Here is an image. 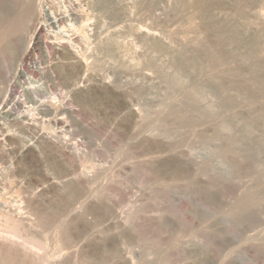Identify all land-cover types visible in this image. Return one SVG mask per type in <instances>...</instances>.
I'll use <instances>...</instances> for the list:
<instances>
[{"label":"rangeland","instance_id":"rangeland-1","mask_svg":"<svg viewBox=\"0 0 264 264\" xmlns=\"http://www.w3.org/2000/svg\"><path fill=\"white\" fill-rule=\"evenodd\" d=\"M143 1L145 0H46V2H42L38 12L41 15L38 14L39 20L36 19L35 23L41 28L39 38L40 45H42L40 46L38 44L35 48L33 46V52L29 56L24 59H19V62L17 60L15 64L13 63L16 65V68L11 63H9L10 66L8 68L9 64L7 63V67L4 68L5 71L1 70L3 73L0 75V78L3 76L4 79L3 77L0 79L1 82H3L0 85V124L3 126L0 128V152H3H1L2 154L0 153V208L3 206L0 211H5V213L9 212L8 214L12 216L13 214L16 216L18 215V219L15 218L16 216H14V219L19 220L20 223L22 222V234L24 233L23 235H26L32 240H37L35 242L40 241L41 243L39 242V245L42 243L45 245V247L42 246L43 249L41 250L43 251L40 249L36 250L37 252L40 250L37 253L38 257L35 256V251H33V256H31L32 252L31 255L28 253V255H30L29 257H33L32 259H34L32 260V264L36 262V264H200V260L203 259L200 257L201 255H198L197 251L201 252V250L202 252L204 250L203 253L206 254L204 255V258L206 257L205 264H207L209 260H212L209 261L210 264H234L233 262L236 264H264V253H262L264 252V234L262 235L261 233L264 232V117L261 115L264 113V103L262 102L264 100V0H245L250 3H245L244 0H228V3L226 0V9L224 7H216L212 10V13H215V15L209 13L212 15L211 18L216 19V21L217 19H219L218 21H222L221 19H225L227 16L225 13H230L228 6L234 4L242 7L240 8L243 9V12H245L248 16L247 18L253 24L251 27L249 25L246 27L244 22L237 21L235 23L236 27L234 28L235 33L237 32L238 36L236 37L239 41L236 39V42H230L231 45H229V51H231L233 55V61L231 60L229 64L218 63L220 65H218L217 68L214 69L212 67V69L206 70V72H203L199 76H195L187 68H183V70H181V68L178 69L177 65V52H180L186 44L188 48L186 46L185 48H187L189 52L185 48H183V50L185 49L188 53L186 56L190 57V55L193 54V48H191L194 44L193 41H196L197 37L202 38L204 36V32L201 28V20L198 17L196 8L191 5V7L187 8L189 11L185 10L184 13L183 11L180 12V8H178L179 5H181L180 2L184 0H148V3L152 1L149 4L146 0L145 3L146 5L148 4L149 8L145 6ZM253 1L255 3H253ZM150 6H152L151 9ZM143 7L149 11L145 10ZM118 11L121 14H119ZM123 13L125 14L123 15ZM178 13H182L181 17ZM76 17H79L80 20ZM174 19H176V21ZM254 23L256 24L254 25ZM140 28L142 31L144 30L143 33L145 37L141 35L134 36L135 32L137 33ZM146 31L152 33L147 32V34ZM255 31L261 35L259 48H261L260 50L263 52L261 57L257 58L256 56L255 59H258V61L254 59L255 56H251V54L254 53L251 48L253 40L250 38H253L252 36L256 34L258 35ZM149 34L153 35L150 36ZM79 36L80 38L75 40L76 37ZM112 36L115 37L112 38ZM148 38L161 41V43H159L161 47L163 46V48H160L161 53L158 52L160 49L157 50V48L149 44V42L153 40H149ZM114 39H116V42ZM111 40L113 41L111 42ZM144 40H146L145 43L147 44L144 43ZM205 40H207V38H205ZM255 40L254 38V41ZM109 41L111 44H108ZM250 41L252 42L250 43ZM32 42L33 40L29 41V46L33 45L30 44ZM207 42L208 45H212L210 39H208ZM248 42L251 44L250 46ZM60 44L62 46H60ZM122 44H125V47H123ZM63 45H65L64 47L66 48H73V53L80 54L79 56L83 58L84 62L87 59V71H89L93 65L101 61V65L98 64L95 65L96 67H93V71L95 68H98L94 71L95 73L89 71V73H91L90 78L93 76L95 81H104L106 79V82L112 83H110L111 87L114 85L112 88L118 85L115 88L117 90L118 87H121L122 89H119V91H122V93L120 92L122 96H120V99H123V102L127 101V105H131L130 107H133L139 113V120L134 118L133 120L135 122L132 120L134 123L133 125L131 122L129 123L130 120L127 119L126 122L123 120L128 114L124 112L125 108L123 106H125L124 104L126 103L123 104L122 101H120L118 107L121 106L119 110L121 114L124 112L123 114L126 116L123 114L119 116V114H117L120 113L118 107H115L116 109L113 107V109L106 106L105 108L104 105L103 108L105 112L101 110L103 108H100L98 110L99 113L97 110L94 111L90 109V106L88 109L87 103L85 104V102L78 98L79 94L75 92V89L77 90L75 84L77 87L79 86L78 88H82L90 84L93 78L90 80L87 79L88 83L86 84L85 78H87L86 76L88 73L86 69V72L83 69V71L87 73L86 75L84 72L82 73L81 70L80 74L78 70L77 73L81 75V77L79 75L73 76V79H75L71 83V80L68 82L64 80L61 71L67 70L66 64L69 66L72 60L67 56H63V54L57 50L58 47H63ZM121 45L125 48L124 50L126 52L130 53V55H128L129 57L134 53L133 57H126V53L123 51V54L119 49ZM260 45L262 46L260 47ZM126 46L128 47L127 50ZM105 47H107L108 50H105ZM173 47H178L177 49L175 48L177 50V52H175V55L177 54V61H175L173 57L175 56ZM131 48L134 50H131ZM129 49L130 51H128ZM115 50H119L120 52H118L120 54L122 53V55L119 56V53ZM168 50H170V52H168ZM185 50L183 51L184 54L186 53ZM107 51H110V54H108L109 52ZM249 52H251L250 55L248 54ZM168 53L171 58L168 56ZM107 55H111V58L113 56L114 59H111L110 56ZM123 55H125L124 58L127 60L130 59L128 60L130 63H135L130 64L127 60L124 61ZM118 56L120 57L122 65ZM245 58L247 59L246 61ZM171 59L174 61L171 62ZM136 62H140L141 64L139 63L137 65ZM250 63L253 64H251L252 67L249 66ZM118 64L120 65L118 66ZM130 65L136 68L135 71H133L134 68ZM216 65L214 67H216ZM226 65H229L232 69L230 74V76L232 75L231 77H228L230 68ZM247 65L252 69L254 68V74L258 71L255 75L259 78L261 76V78L258 79V77L252 74L251 70H247L250 68H246L245 71ZM100 66L101 68H99ZM224 66L226 67L225 69ZM12 67L13 70L11 71ZM222 69L224 72L229 71V73H224L227 76H222ZM7 70L9 74H7ZM185 71L188 73L186 74ZM217 71L221 74V80L219 79ZM232 71H234V78L235 74H238V79H236L237 76L235 79L237 81H242H238L240 86L246 85L244 86L245 89H248L249 86L251 88L252 86L253 89L249 88V90H255L256 92L254 93L258 94H254L252 98L246 94L244 87H240L239 89L241 90H239L237 88L239 86L237 81L233 84V80L230 79L233 78ZM93 73L96 76H94ZM247 73L252 75L251 77L255 76V79L252 78L254 81H256V78L259 80L256 81L257 85L254 84L255 82L252 79V82H248L250 81L248 79L251 77H248ZM224 78L225 80L227 79L226 81L231 80V83L229 81L224 82ZM2 80H5V84ZM94 80L91 85H87L89 89L90 87L93 88L96 84ZM243 80L244 83L248 84H242ZM246 80L247 82H245ZM99 81H97V83ZM174 81L177 82L176 88L174 87L175 85H171L172 82L175 84ZM219 83H221V91L219 90L220 88L217 87ZM222 83L228 85L230 83V85L233 86L237 84V86L234 88L227 85V87L225 86L226 84L224 85ZM134 84L136 86H134ZM198 85L200 88L198 87L199 89L197 91ZM222 85L225 86V89ZM87 86L85 89H88ZM247 86L248 88H246ZM194 89H196V91H194ZM192 91L196 94L194 95L197 103H195L196 109L193 110V112L186 113L184 110L186 109L187 103L184 101L186 96L184 93H191ZM182 94L185 95L184 98ZM224 94L234 99V104L231 107L225 104ZM258 96L259 98L261 97L260 99L262 101ZM125 97L128 98L126 99ZM227 97H225V99ZM121 103L123 105H120ZM257 103L260 104L258 105ZM175 105L180 112L184 111L182 114L186 113L184 114L185 117L189 116L185 118L183 115L182 117L184 118L181 117L182 120L173 117L174 120L170 115V117L167 115L165 116L164 114L167 113L164 112H170L174 108L177 110ZM234 105L236 106L233 107ZM260 105H263V107ZM160 107H162V110ZM166 107L171 108L170 111H168ZM257 108H259L261 112L257 110ZM5 109L8 110V112H6ZM164 109L166 111H164ZM253 109L258 115L252 116L255 114L252 112ZM100 111H103L102 113H105L104 115H106L108 119L112 117L113 122L116 120L115 123L117 124L114 125L115 123L109 119L112 122L110 123ZM239 111H241V114ZM93 112H97L98 116ZM203 112L212 113L213 115L209 113L211 119L208 117L207 119L204 118V120L200 116ZM243 112H246V114ZM259 113L261 114L259 115ZM247 114H249V116ZM115 115L119 118L122 117L119 124ZM162 115L163 118L165 117L164 120L166 122L168 121V123H166L167 127L170 129L171 126V132L169 129L163 127ZM199 116L201 117L200 119L198 118ZM257 117H260L259 120H256L258 119ZM166 118L169 120H166ZM251 118H254V121L251 120ZM183 119L186 121V125ZM196 119L197 121H195ZM127 121L130 125H128ZM123 123H125L126 126H123ZM257 123H261V125L259 126ZM140 126L142 127V132H139L141 130ZM143 127L145 129H143ZM178 127L180 129H178ZM182 127H185L184 130ZM134 133L135 135H133ZM136 136H139L137 140H133L134 138L136 139ZM142 137L145 139L147 137V141H144L145 139H142ZM134 142L135 144H132ZM144 144L148 147H144ZM20 145H29L33 147V149L37 151V154L28 156L27 160L24 158L26 162H20L21 158L19 160V155L16 153L17 151H15L16 147H18L17 150H19L21 147ZM172 145L176 146L173 148ZM228 147L231 149L229 150ZM4 150L8 151V153L6 152V154ZM234 150L235 152H232ZM14 151L16 154H14ZM229 152L232 154L230 155ZM180 155L181 157H179ZM153 156L156 159H154ZM151 160L153 162L156 160L154 162L156 164L160 162L162 166L165 165L164 169L167 171L163 174L167 173V175H169L168 178H166V174L164 176L163 174L161 176L158 175L159 173L156 172ZM236 160L240 161L241 164L233 167ZM181 162L187 163L186 168L179 171L177 170V173H174L177 167L175 164L179 165ZM204 166H206V170H208V168L210 170H215H213V172L211 171V173L205 172ZM210 166L213 168L211 169ZM221 170L228 172V177H230L229 181L226 182L228 185H215ZM5 175L8 177L7 179H5ZM254 175L257 176L254 177ZM198 179L208 182L205 184L209 185V187L214 186L217 189L218 185L220 186L217 190H214L215 188L212 189L216 197V204L212 203L211 205L210 203L209 205V203L205 202L197 193L192 183ZM67 181L71 182L76 190L78 189L74 198L75 200L73 199L70 203L64 196ZM90 188L92 190H90ZM247 188L250 190L252 189V192L259 191L260 189L263 200L260 206L258 205L254 211V213L258 212L253 218L256 219L251 222L242 223L241 225H243L245 229L243 228L244 230H242V226L240 225L239 229L241 230H239L238 227L235 228V226H237L235 224L236 220L229 217L230 215L225 214V212L230 213V205L233 204V209L239 199L246 195L242 192L247 191V194L251 192ZM254 188H258V190ZM237 191H240L243 195L241 193L239 194ZM61 199H63V201L65 199L66 203L65 201L64 203L63 201H59ZM60 202L62 204H60ZM3 203L4 205H1ZM60 205L65 209V213V206H67L68 209L71 207V209L74 210L72 211L70 209V212V210L67 209L68 213L65 214L66 216H59V219L58 215L54 214V211L59 208ZM218 205L220 206L218 207ZM10 209L12 210L10 211ZM104 210H107V213ZM41 212H44L43 214L46 215V217L41 215ZM80 212L83 215H81ZM204 212L209 215L210 219L209 217H205L207 215ZM73 213L74 215L77 213L76 215H78L79 218L84 216L82 218L85 223L83 224L84 227H81V229L83 228L82 230L80 228L77 230L73 228L79 223L78 218H76L77 216H74ZM200 213H203L204 217H202L203 214L201 216ZM39 215L40 217L44 216L45 218H42L44 220L52 217L49 221H51V224L53 223L54 225L55 223L56 225L46 226L44 229L47 232L43 231L44 229H39L36 226V224H39ZM47 215L50 217H47ZM68 215L71 219L67 218ZM72 217H74V219H72ZM232 217L234 218L235 216ZM20 218H24V220ZM162 218L170 219L171 222L168 221L169 226L162 222L164 220ZM215 219L217 222L223 219L224 221H222L224 223L221 222L225 226L222 227L221 222L217 223L213 221ZM70 220L73 222L71 223ZM91 221L94 228L99 226L102 230H99V227H97L94 231V228L90 225ZM117 221L118 223H116ZM172 221L176 222V224ZM209 221L211 225L215 224V226L211 227ZM211 221H213V223ZM87 223L89 225H87ZM219 223L221 224L220 226H218ZM89 226H91L93 231H90L91 228H89ZM1 228L2 227H0V229ZM208 228L211 231L208 230ZM233 228L236 232L233 231ZM249 228L251 230H249ZM260 229L263 230L261 231ZM56 230H58V233L59 231H62V233L67 231L68 238L70 237L69 235H71L73 239L70 238L71 245H68L69 243L65 244V240H61L62 238H60L63 235L57 236L58 233ZM69 230L72 231L69 232ZM259 230L262 235L261 238H258L261 236ZM101 231L103 232L101 233ZM55 232L57 234H54ZM217 232H221V234L219 233L221 236H227L223 238L219 235L220 238L219 236L216 238L217 236H215L214 233L217 234ZM256 233L260 236H257ZM101 234L104 235L102 236ZM254 236L257 237L255 238ZM76 237H78L77 240ZM103 237L104 240H102ZM236 237L238 238L236 239ZM8 243L9 241H5L3 238L0 239V264H12L11 262H14V260L19 263L17 259H20V262L28 260H26V257L22 259V257L20 258L16 255H13V257L10 256L12 253L7 250L9 249L10 251L11 246ZM221 243L223 244L220 245ZM195 251L196 254L193 253ZM2 258H5V260ZM13 258L14 260L12 261ZM109 258V262H106ZM197 258L201 259L198 260ZM207 258L209 259L207 260ZM2 260L5 262H2ZM28 261L31 260L29 259ZM14 263L17 264V262ZM28 263L29 262L26 264ZM29 264H31V262Z\"/></svg>","mask_w":264,"mask_h":264},{"label":"bare ground","instance_id":"bare-ground-1","mask_svg":"<svg viewBox=\"0 0 264 264\" xmlns=\"http://www.w3.org/2000/svg\"><path fill=\"white\" fill-rule=\"evenodd\" d=\"M46 2V0H0V75L3 73V72H1V70L2 71H5V69L4 68H6L7 67V63L9 64V63H11L12 65H14L15 64V62L18 60V62H19V59H24V58H26L27 56H29L33 51V46H34V48H35V46L36 45H40V32H41V28L40 27H38L35 23H36V19L37 20H39V16H38V12H39V8H40V6H41V4H42V2ZM181 1V0H180ZM191 1H193V2H191ZM228 1V0H227ZM227 1L226 0H184L183 2L181 1L180 3H181V5H179V7L178 8H180V12L181 11H185V10H188L187 8L188 7H191V5L192 6H194L195 8H196V12H197V14H198V17L200 18V20H201V28H202V30H203V34H204V36L202 37V38H198L197 37V39H196V41L194 40L193 42H194V44L192 45L193 47H191V48H193L192 50H193V54L192 55H190V57H187L186 55H188V53H187V51H188V47H187V45L185 44V46L187 47V48H185V46L183 47V48H185L184 50L186 51V53L184 54L183 53V48H182V50H180V48H179V50H180V52H177V48L175 49L174 47V55H175V52H177L178 53V59H177V54L175 55V56H173L174 57V59H175V61H177V65H178V69L179 68H181V70H183V68H187V69H189L195 76H199L200 74H202L203 72H206V70H209V69H212V67L215 69V68H217V66L218 65H220L221 63H223V64H229V62L233 59V55H232V53H231V51H229V45H231V43L230 42H236L238 39H237V37L236 36H238L237 35V32L235 33V28L234 27H236V25H235V23L237 22V21H242V22H244L245 23V25H246V27H247V25H249L250 27L252 26V24L253 23H251L250 22V20L247 18L248 16L245 14V12H243V9H241L239 6H237V5H231V6H228V8H229V10H230V13L229 14H227V13H225L226 15V18L225 19H221L222 21H218L219 19H217V21H216V19H214V18H211L212 17V15H215V13H212V10L214 9V8H216V7H219V8H221V7H224L225 9H226V5L225 4H227ZM233 1V0H232ZM245 1V0H244ZM247 1V0H246ZM245 1V3H250L249 1L248 2H246ZM257 1V0H256ZM56 2V1H55ZM146 2V0L145 1H143V3H145ZM152 1H149V3H151ZM121 3V2H120ZM147 3H148V0H147ZM148 3V4H149ZM179 3V2H178ZM228 3H229V1H228ZM253 3H255L254 1H253ZM128 4V3H127ZM148 4L146 5V3H145V6H147L148 8H149V6H148ZM230 4H232V3H230ZM142 5V4H141ZM245 5H247V4H245ZM244 5V6H245ZM249 5H251V4H249ZM121 6V5H120ZM176 6V5H175ZM141 7V6H140ZM151 7L152 6H150V9H151ZM145 10H148V9H146L145 7H143ZM174 8V7H173ZM42 9V8H41ZM119 9V8H118ZM117 9V10H118ZM121 9V8H120ZM125 9V8H124ZM139 9V8H138ZM153 9V8H152ZM116 10V11H117ZM175 10V9H174ZM178 10V9H177ZM149 11V10H148ZM148 11H147V13H148ZM189 11V10H188ZM119 12V11H118ZM123 12V11H122ZM177 12H179V11H177ZM248 12V11H247ZM116 13V12H115ZM146 13V12H145ZM185 13V12H184ZM187 13V12H186ZM209 13H212V15L211 14H209ZM117 14V13H116ZM115 14V15H116ZM119 14H121L120 12H119ZM125 13H123V15H124ZM179 14V13H178ZM177 14V15H178ZM218 14V13H217ZM252 14V13H251ZM39 15H41V14H39ZM181 15H182V13L181 14H179V16L181 17ZM185 15V14H184ZM188 15V14H187ZM211 15V16H210ZM219 15V14H218ZM254 15V14H253ZM253 15H252V17H253ZM79 16V15H78ZM80 16H81V14H80ZM79 16V17H80ZM178 16V17H179ZM189 16V15H188ZM251 16V15H250ZM79 17H76V18H78L79 19ZM116 17H117V15H116ZM183 17V16H182ZM81 18V17H80ZM83 18V17H82ZM123 18V17H122ZM156 18V17H155ZM163 18V17H162ZM161 19V18H160ZM160 19H158V20H160ZM179 19V18H178ZM181 19V18H180ZM183 19V18H182ZM190 19V18H189ZM263 19V18H262ZM80 20V19H79ZM157 20V21H158ZM175 21H176V19H174ZM122 21H124V20H122ZM253 22H255V21H253ZM41 23V22H40ZM82 23V22H81ZM156 23V22H155ZM184 23V22H183ZM182 23V24H183ZM34 24V25H33ZM130 24V23H129ZM174 24V23H173ZM256 23H254V25H255ZM46 25V24H45ZM152 25V24H151ZM172 25V24H171ZM257 25H258V23H257ZM149 26V25H148ZM155 26V25H154ZM156 26H158V25H156ZM170 26V25H169ZM173 26V25H172ZM171 26V27H172ZM182 26V25H181ZM125 27V26H124ZM249 27V28H250ZM129 28V27H128ZM127 28V29H128ZM170 28V27H169ZM258 28V27H257ZM84 29V28H83ZM130 29V28H129ZM134 29V28H133ZM136 29V28H135ZM181 29V28H180ZM140 30H141V28H140ZM138 30V32L136 33L135 32V34H134V36L135 35H141L142 37H145L144 36V33H143V31L141 30ZM186 30V29H185ZM240 30V29H239ZM243 30V29H242ZM253 30V29H252ZM255 30V29H254ZM136 31V30H135ZM80 32V31H79ZM116 32V31H115ZM148 31H146V33H147ZM241 32V31H240ZM255 32H257V31H255ZM148 33H152V32H148ZM147 33V34H148ZM176 33V32H175ZM258 33V32H257ZM143 34V35H142ZM147 34H146V36H147ZM263 34V33H262ZM128 35V34H127ZM150 35V34H149ZM153 35V34H152ZM152 35H150V36H152ZM173 35H174V33H173ZM179 35V34H178ZM76 36V35H75ZM196 36V35H195ZM48 37V36H47ZM115 36H112V38H114ZM171 37H172V35H171ZM253 38H250V39H252L253 40V42H255V43H253L252 41H250V43L252 44V46H251V48H252V51H253V53L254 54H256V55H254V54H251V56L253 55V57H254V59L256 58V56H257V58L258 57H261L262 55V51L260 50L261 48H259V42H261L260 40H261V35L258 33V35L256 34V35H254V36H252ZM77 38H80V36L79 37H76V39L75 40H77ZM85 38V37H84ZM83 38V39H84ZM157 38V37H156ZM164 38H167V37H164ZM195 38V37H194ZM205 38H207V40L208 39H210V42H212V45L210 46V44L208 45V42H207V40H205ZM248 38V37H247ZM246 38V39H247ZM254 38L256 39L255 41H254ZM47 39V38H46ZM111 39V38H110ZM123 39V38H122ZM146 39V38H145ZM149 39V38H148ZM154 38H150L149 40H153ZM237 39V40H236ZM240 39V38H239ZM31 40H33V42L32 43H30V44H33L32 46H29V41H31ZM74 40V39H73ZM79 40V39H78ZM82 40V39H81ZM86 40V39H85ZM109 40V39H108ZM115 40V42H116V39H114ZM118 40V39H117ZM147 40V39H146ZM146 40H144V43H145V41ZM188 40V39H187ZM249 40V39H248ZM60 41V40H59ZM80 41V40H79ZM113 40H111V42H112ZM123 41V40H122ZM157 41V42H156ZM153 40V41H150L149 42V44L152 46V47H154V48H157V50L158 49H160V48H163V46L161 47V44H159V43H161V41L159 42L158 40ZM165 41V40H164ZM170 41V40H169ZM173 41V40H172ZM176 41V40H175ZM239 41V40H238ZM245 41V40H244ZM110 42V41H109ZM108 42V44H111V42L109 43ZM129 42V41H128ZM127 42V43H128ZM189 42V41H188ZM207 42V43H206ZM77 43V42H76ZM75 43V44H76ZM119 43H120V40H119ZM131 43V42H130ZM143 43V44H144ZM171 43V42H170ZM191 43H192V41H191ZM238 43V42H237ZM247 43V42H246ZM66 44V43H65ZM73 44V43H72ZM129 44V43H128ZM132 44V43H131ZM145 44H147V43H145ZM167 44V43H166ZM169 44V43H168ZM172 44V43H171ZM190 44V43H189ZM251 44H249V42H248V45L250 46ZM42 45V44H41ZM40 45V46H41ZM123 45V44H122ZM122 45H121V47H122ZM125 45V44H124ZM123 45V47H125ZM163 45H164V43H163ZM234 45V44H233ZM56 46H58V45H56ZM60 46H62L61 44H60ZM65 45H63V47H58V49L57 50H59L62 54H63V56H67L70 60H72L71 62H70V64H69V66L66 64V66H67V70H64V71H61V73H62V75H63V78H64V80L65 81H69V80H71L70 81V83L72 82V81H74V79H73V76L75 77V75H79L78 73H77V71L79 70H81L82 71V73L85 71V69H86V71L88 70L86 67L88 66H86V61H87V59H86V61L84 62V60H83V58H81V56H79L78 55V53L77 54H75V53H73V51H72V49L73 48H66V47H64ZM75 46V45H74ZM104 46V45H103ZM102 46V47H103ZM113 46V45H112ZM130 46V45H129ZM132 46V45H131ZM176 46V45H175ZM190 46V45H189ZM262 45H260V47H261ZM71 47V46H70ZM101 47V48H102ZM117 47V46H116ZM116 47H114V48H116ZM119 48V47H117V48H119L121 51H122V53L124 54V52L126 53V57L128 56V55H130V53H128V52H126L124 49L125 48H123V50H122V48ZM264 47V46H263ZM262 47V48H263ZM56 48V47H55ZM75 48V47H74ZM116 48V49H117ZM127 46H126V50H127ZM133 48V47H132ZM131 48V50H134V49H132ZM136 48V47H135ZM190 48V47H189ZM248 48H250V47H248ZM107 49V47H105V50ZM167 49V48H166ZM166 49H164V50H166ZM108 50V49H107ZM110 50V49H109ZM190 50V49H189ZM251 50V49H250ZM263 50V49H262ZM115 51H117V50H115ZM119 51V50H118ZM117 51V52H118ZM124 51V52H123ZM128 51H130V49L128 50ZM155 51V50H154ZM161 51V49L158 51L159 53H161L160 52ZM172 51V50H171ZM182 51V52H181ZM191 51V50H190ZM79 52V51H78ZM107 52H109L108 54H110V51H107ZM111 52H113V51H111ZM120 52V51H119ZM118 52V53H119ZM135 52V51H134ZM157 52V51H156ZM168 52H170V50H168ZM189 52V51H188ZM192 52V51H191ZM232 52H234V51H232ZM59 53V52H58ZM79 53H81V52H79ZM115 53V52H114ZM122 53L120 54H118L119 56L120 55H122ZM128 53V54H127ZM132 53V52H131ZM165 53H167V52H165ZM173 53V52H172ZM236 53V52H235ZM250 53L251 52H249L248 54L250 55ZM61 54V55H62ZM82 54V53H81ZM111 54H113V53H111ZM234 54V53H233ZM239 54V53H238ZM60 55V54H59ZM113 55H115V54H113ZM133 55H134V53H133ZM133 55H131L132 57H133ZM163 55V54H162ZM170 55H173V54H170ZM32 56V55H31ZM83 56V55H82ZM107 56H110V58H111V55H107ZM116 56V55H115ZM118 56V57H119ZM130 56V57H131ZM165 56V55H164ZM168 56H169V53H168ZM246 56H248V55H246ZM117 57V58H118ZM125 57V55H123V58ZM129 57V56H128ZM129 57V58H130ZM166 57V56H165ZM170 57V56H169ZM236 57V56H235ZM249 57V56H248ZM65 58V57H64ZM84 58H85V56H84ZM112 58H113V56H112ZM111 58V59H112ZM121 58H122V56H121ZM171 58V57H170ZM189 58V59H188ZM114 59V58H113ZM119 59V61H120V57L118 58ZM177 59V60H176ZM253 59V60H254ZM67 60V59H66ZM70 60H68V61H70ZM125 60H127L126 58H124V61ZM128 60H130V59H128ZM127 60V61H128ZM136 60H138V59H136ZM247 59L245 58V61H246ZM256 61H258V59H255ZM21 61V60H20ZM63 61V60H62ZM113 61V60H112ZM127 61H126V63H127ZM174 61V60H173ZM172 61V59H171V62H173ZM233 61V60H232ZM261 61V60H260ZM21 62H23V61H21ZM121 62V61H120ZM129 63H130V61H128ZM188 62V63H187ZM262 62V61H261ZM260 62V63H261ZM14 63V64H13ZM17 63V62H16ZM25 63V62H24ZM23 63V64H24ZM89 63H91V62H89ZM101 61L100 62H98V63H96L95 65H98V64H100L101 65ZM132 63H135V62H132ZM132 63H130V64H132ZM140 63V62H139ZM139 63H137L136 62V64L138 65ZM218 63H220V64H218ZM231 63V62H230ZM241 63V62H240ZM116 64V63H115ZM141 64V63H140ZM174 64H176V63H174ZM217 64V65H216ZM251 64L252 63H250V65L249 66H251ZM255 64H256V62H255ZM254 64V65H255ZM258 64V63H257ZM63 65V64H62ZM65 65V64H64ZM95 65H93L92 66V68L89 70L90 72H92L93 71V67H96ZM120 64H118V66H119ZM121 65H122V62H121ZM216 65V67H214ZM253 65V64H252ZM9 66H10V64L8 65V68H9ZM16 65H14V67H15ZM65 66V67H66ZM131 67H133L132 65H130ZM227 66V65H226ZM229 66V65H228ZM227 66V67H228ZM19 67V66H18ZM60 67V66H59ZM90 67H91V65H90ZM98 67V66H97ZM138 67H140V66H138ZM142 67V66H141ZM243 67H245V66H243ZM252 67V66H251ZM254 67V66H253ZM11 68V67H10ZM16 68V67H15ZM99 68H101V66L99 67ZM125 68V67H124ZM134 68V67H133ZM132 68V69H133ZM222 68V67H221ZM226 67L224 66V69H225ZM229 68H230V66H229ZM228 68V69H229ZM240 68V67H239ZM246 68H250V67H248V65H247V67H245V71H246ZM83 69H84V71H83ZM96 69H98V68H95L94 69V71H96ZM131 69V70H132ZM135 69L136 68H134L133 69V71H135ZM138 69V68H137ZM238 69V68H237ZM244 69V68H243ZM13 70V67H12V69H11V71ZM127 70V69H126ZM223 70V69H222ZM221 70V71H222ZM227 70V69H226ZM225 70V71H226ZM231 68L229 69V71H230V73H229V71H226L227 73H229L228 74V77L230 76V74H231ZM235 70V69H234ZM247 70H251L252 71V74H254V72H253V70H254V68L252 69V68H250V69H247ZM81 71H80V74H81ZM85 71V72H86ZM89 71H87V73H88V75L86 76L87 78H85V77H82V78H85L86 80V84L88 83V81H87V79H92V82H93V80L95 79L93 76H92V78H90V76H91V73H89ZM93 71V72H94ZM98 71H100V70H98ZM130 71V70H129ZM220 71V70H219ZM241 71V70H240ZM249 71H248V73H249ZM7 72V74H9L8 72V70L6 71ZM84 72V73H85ZM131 72V71H130ZM139 72V71H138ZM137 72V73H138ZM218 72V71H217ZM226 72H224V70L222 71V76H224V75H226V74H224V73H226ZM233 72V78H234V71H232ZM236 72V71H235ZM258 71H256V73H257ZM77 73V74H76ZM87 73H85V75L87 74ZM95 73V72H94ZM93 73V75L94 76H96L95 74ZM140 73V72H139ZM185 73L187 74L188 72H186L185 71ZM214 73V72H213ZM237 73V72H236ZM247 73V75H248V77H251L252 75H250V74H248ZM251 73V72H250ZM255 73V74H256ZM207 74V73H206ZM209 74V73H208ZM217 74V73H216ZM215 74V75H216ZM218 74H219V79L221 80V74L218 72ZM254 74V75H255ZM4 75V74H3ZM84 75V74H83ZM191 75V74H190ZM193 75V76H194ZM239 75H240V73H239ZM5 76L7 77V75L5 74ZM20 76V75H19ZM80 77H81V75H79ZM192 76V75H191ZM195 76H194V78H195ZM214 76V75H213ZM217 76V75H216ZM227 76V75H226ZM226 76H225V78H226ZM232 76V75H231ZM230 76V77H231ZM236 76H237V78H236ZM256 76V75H255ZM255 76H253V77H251V78H249L248 80H250V81H248L249 83L250 82H252L251 81V79L253 78V79H255L254 77ZM260 76V75H259ZM264 76V75H263ZM2 77L3 76H1V78L0 79H2ZM76 77H78V76H76ZM228 77H227V79H228ZM241 77V76H240ZM243 77V76H242ZM256 77H258V76H256ZM97 78V77H96ZM100 78H101V76H100ZM225 78L223 79V81L225 80ZM233 78H230V79H232L233 81V84H234V82H236L237 80L236 79H238V74L236 75L235 74V78L233 79ZM247 78V77H246ZM260 78H261V76H260ZM259 77H258V79H260ZM3 79H4V77H3ZM73 79V80H72ZM98 79V78H97ZM96 79V80H97ZM197 79V78H196ZM195 79V80H196ZM213 79H214V77H213ZM226 79V80H227ZM241 79V78H240ZM252 79V80H253ZM257 78H256V81L258 80ZM82 80V79H81ZM106 80V79H105ZM99 81V80H97V81H99L98 83H97V81H95V85H94V87L92 88V87H90V89L88 88V86L87 85H91V83L90 84H87V85H85V87L87 86V88L88 89H85V87L83 86L82 88H78L77 86H76V84H75V88H77V90L75 89V92H77V94H79L78 96V98H80V100L81 101H83V102H85V104L87 105V107H88V109H89V106H90V109H93L94 111H98L100 108H103V106L105 105V108H106V106H109V108H115V107H118V105H119V103H120V101H122L123 102V99L121 100L120 98L122 97L121 95H120V92L122 93V91L120 90L119 91V89L121 88H119L118 87V90L117 89H115V88H112L111 87V84L108 82H106V81ZM198 80H199V78H198ZM216 80L218 81V79H217V77H216ZM219 80V81H220ZM224 81V82H228V81ZM245 80V79H244ZM244 80H243V83L242 84H248V83H244ZM262 80V79H261ZM2 81H4V84H5V80H2ZM7 81H8V79H7ZM6 81V82H7ZM200 81V80H199ZM239 82H242V81H240V80H238ZM238 81H237V84H238ZM254 81V80H253ZM256 81H254L253 83L254 84H256ZM259 81V80H258ZM84 82V81H83ZM90 82V81H89ZM129 82V81H128ZM127 82V83H128ZM175 82V84L172 82L171 83V85L173 84V86L176 88L177 86H176V81H174ZM198 82V81H197ZM222 82V81H221ZM230 83H231V80L229 81ZM245 82H247V80L245 81ZM1 83H3V82H1V80H0V85H1ZM230 83H229V85L228 84H224V83H222V84H224L225 86H232V87H236L237 86V84H235L236 86H233V85H230ZM258 83V82H257ZM130 84V83H129ZM198 84V83H197ZM200 84V83H199ZM253 84V85H254ZM259 84V83H258ZM123 85V84H122ZM221 83H219V86L217 85V87H219L220 89V91L222 90V88H221ZM224 85H222L223 87H224V89H225V86ZM239 85V84H238ZM257 85V84H256ZM255 85V86H256ZM260 85V84H259ZM263 85V84H262ZM72 86V85H71ZM93 86V85H92ZM129 86V85H128ZM131 86V85H130ZM134 86H136L135 84H134ZM134 86H132V87H134ZM227 86V87H228ZM244 86H246V85H244ZM244 86H238L237 88L239 89L240 87L242 88V87H244ZM249 86V85H248ZM248 86L246 87V88H248ZM200 88V86L198 85L197 86V91H198V89ZM259 87V86H258ZM262 87V86H261ZM264 87V86H263ZM0 88H1V86H0ZM3 88V87H2ZM195 88H196V86H195ZM249 88H250V86H249ZM249 88L248 89H245V87H244V91L246 92V94L247 95H249V96H251L252 98H253V96H254V94H256V93H254V92H256L255 90L254 91H250L249 90ZM251 88L253 89V87L251 86ZM250 88V89H251ZM122 89V88H121ZM217 89V88H216ZM223 89V90H224ZM138 90V89H137ZM218 90V91H219ZM239 90H241V89H239ZM243 90V89H242ZM260 90V89H259ZM119 91V92H118ZM130 91V90H129ZM188 91V90H187ZM194 91H196V89H194ZM194 91H192L191 93L190 92H188V93H184V94H182L183 95V98H184V96H185V99H184V101H185V103H187V105H186V109L184 110L186 113L187 112H193V110H195L196 109V100H195V96L194 95H196V94H194ZM217 91V90H216ZM219 91V92H220ZM74 92V93H75ZM139 92V91H138ZM137 92V93H138ZM263 92V91H262ZM124 93V92H123ZM127 93V92H126ZM126 93H125V95H126ZM134 93V92H133ZM241 93V92H240ZM243 93V92H242ZM1 94V93H0ZM258 94V93H257ZM256 94V95H257ZM128 95V94H127ZM132 95V94H131ZM225 95V94H224ZM77 96V95H76ZM121 96V97H120ZM229 96V95H228ZM123 97H124V95H123ZM178 97V96H177ZM195 97V98H194ZM225 97H227L226 95L224 96V100H225V104L228 106V107H231L233 104H234V99L233 98H231L230 96L229 97H227L226 99H225ZM250 97V98H251ZM257 97V96H256ZM77 98V97H76ZM126 98V97H125ZM128 98V97H127ZM126 98V99H127ZM181 98V97H180ZM235 98V97H234ZM258 98H259V96H258ZM261 98V97H260ZM259 98V99H260ZM236 99V98H235ZM263 99V98H262ZM1 100V99H0ZM180 100V99H179ZM182 100V99H181ZM252 100V99H251ZM256 100H257V98H256ZM261 100V99H260ZM80 101V102H81ZM183 101V102H184ZM238 101V100H237ZM262 101V100H261ZM83 102H82V104H83ZM127 101H125V102H123V104L124 103H126ZM239 102V101H238ZM258 102H259V100H258ZM263 103H264V100L262 101ZM196 103V104H195ZM235 103H236V101H235ZM122 103L120 104V105H123ZM128 103H126V104H124L125 106H123L124 108H125V111L124 112H126L125 114H128L127 116L125 115V114H123L124 112H122V114L124 115V116H126V118L124 119L123 118V120L126 122V120L128 119V120H130L129 121V123L131 122V124L133 125L134 123L132 122V120L134 119V118H137L136 120H139L138 119V117L140 116H138V112L133 108V107H130L129 105H127ZM254 104H255V102H254ZM258 105L260 104V103H257ZM127 105V106H126ZM163 105H165V104H163ZM171 105V104H170ZM225 105V106H226ZM237 105V104H236ZM236 105H234L233 107H235ZM239 105V104H238ZM237 105V106H238ZM245 105V104H244ZM129 106V107H128ZM166 106V105H165ZM226 106V107H227ZM240 106V105H239ZM246 106V105H245ZM249 106H250V104H249ZM260 106H262L263 107V105H260ZM121 107V106H120ZM120 107H118V110L120 109ZM123 107H122V109H123ZM175 107H176V105H175ZM227 107V108H228ZM247 107V106H246ZM6 108V107H5ZM109 108H108V110H109ZM113 108V109H114ZM162 107H160V109H161ZM167 108V107H166ZM177 108V107H176ZM239 108V107H238ZM238 108H236L237 110H239ZM250 108V107H249ZM253 108V107H252ZM251 108V109H252ZM116 109V108H115ZM168 109V111H170V109L171 108H167ZM229 109H231V108H229ZM260 109H261V107H260ZM259 108H257V110H260ZM4 110V109H3ZM6 110V109H5ZM101 110H105L104 108L103 109H101ZM124 110V109H123ZM127 110V111H126ZM162 110V109H161ZM242 110V109H241ZM244 110V109H243ZM256 110V109H255ZM263 110V109H262ZM103 111H100L101 113L103 112ZM164 111H166L165 109H164ZM183 111V112H184ZM245 111H247V110H245ZM250 111V110H249ZM6 112H8V110H6ZM10 112V111H9ZM89 112H90V110H89ZM105 112V111H104ZM113 112V111H112ZM116 112H117V110H116ZM119 112H120V110H119ZM140 112V111H139ZM183 112H180V110L177 108V110L174 108V109H172L170 112H164V113H167V114H164L165 116L167 115V116H171L172 117V119H174V118H176V119H180V120H182L181 119V117L184 115V114H186V113H184V114H182ZM240 112V114H241V111H239ZM252 112H254V109L252 110ZM251 112V113H252ZM256 112V111H255ZM254 112V113H255ZM260 112H261V110H260ZM263 112V111H262ZM92 113V112H91ZM93 113H96L95 115H97L98 116V114H97V112H93ZM98 113H99V111H98ZM107 113V112H106ZM210 113V112H209ZM208 112H203V113H201V117L204 119H207L209 116H210V114L211 115H213L212 113H210L209 114ZM235 113V112H234ZM243 113H245L246 114V112H243ZM247 113H249V112H247ZM257 113H258V111H257ZM105 114V113H104ZM103 113H102V115H104ZM117 114H119V116H120V114H121V112L120 113H117ZM121 114V115H122ZM253 114V113H252ZM261 113H259V115H260ZM62 115V114H61ZM60 115V116H61ZM100 115V114H99ZM113 115H114V113H113ZM192 115V114H191ZM194 115V114H193ZM248 116H249V114H247ZM256 115H258V114H254V115H252V116H256ZM261 115H263V117H264V113H262ZM2 116V115H1ZM105 116V118H107L106 117V115H104ZM116 116V115H115ZM123 116V117H124ZM169 116V117H170ZM187 116V115H186ZM189 116V115H188ZM187 116V117H188ZM195 116V115H194ZM198 117L199 119L201 118V117ZM232 116V115H231ZM59 117V116H58ZM117 117V116H116ZM142 117V116H141ZM169 117H167V118H169ZM174 117V118H173ZM184 117H185V115H184ZM184 117H182V118H184ZM187 117H185V118H187ZM191 117V116H190ZM235 117V116H234ZM245 117H246V115H245ZM244 117V118H245ZM250 117H251V115H250ZM249 117V118H250ZM262 117V116H261ZM263 117H262V119H263ZM103 118V117H102ZM118 118L119 117H117V121H118V124H119V122L122 120V117H120L119 118V120H118ZM140 118V117H139ZM162 118H163V115H162ZM165 118V117H164ZM164 118H163V121H162V119H161V121H162V125H163V127L164 128H167V129H169L168 127H167V124L166 123H168V121L166 122L165 120H164ZM166 118V120H169V119H167ZM210 118V117H209ZM247 118V117H246ZM258 118V117H257ZM260 118V117H259ZM259 118L258 119H256V120H259ZM57 119V118H56ZM108 119V118H107ZM110 119V118H109ZM108 119V121H112V117H111V119L109 120ZM114 119H115V117H114ZM202 119V120H203ZM204 119V120H205ZM211 119V118H210ZM231 119H233V118H231ZM60 120V119H59ZM63 120V119H62ZM106 120V119H105ZM140 120H143V119H140ZM145 120V119H144ZM175 120V119H174ZM179 120V121H180ZM188 120V119H187ZM202 120H200V121H202ZM203 120V121H204ZM247 120H249V119H247ZM251 120H253L254 121V118L252 119L251 118ZM1 121V120H0ZM15 121V120H14ZM13 121V122H14ZM56 121V120H55ZM107 121V122H108ZM110 121V123H112ZM115 122H116V120H114ZM134 121V120H133ZM172 121V120H171ZM183 121H184V124L186 123V121L183 119ZM191 121V120H190ZM195 121H197V119L195 120ZM207 121V120H206ZM212 121V120H211ZM214 121V120H213ZM252 121V122H253ZM115 122H113V123H115ZM123 122V121H122ZM121 122V123H122ZM135 122V121H134ZM139 122V121H138ZM205 122V121H204ZM203 122V123H204ZM248 122V121H247ZM251 122V121H250ZM257 122V121H256ZM259 122H261V121H259ZM17 123H18V121H17ZM20 123V122H19ZM121 123H120V127H121ZM127 123H128V121H127ZM128 123V125H130ZM191 123H192V121H191ZM254 123V122H253ZM264 123V122H263ZM262 123V124H263ZM117 123H115L114 125H116ZM124 125L123 126H126L125 125V123H123ZM137 124H139V123H137ZM183 124V123H182ZM181 124V125H182ZM183 124V125H184ZM255 124V123H254ZM259 126L261 125V123L259 124V123H257ZM135 125H136V123H135ZM141 125V124H140ZM169 125V124H168ZM182 125V126H183ZM186 125V124H185ZM184 125V126H185ZM200 125V124H199ZM119 126V125H118ZM187 126H190V125H187ZM203 126V125H202ZM263 126V125H262ZM3 126L0 124V128H2ZM139 127V126H138ZM138 127H136V128H138ZM5 128V127H4ZM124 128H126V127H124ZM129 128V127H128ZM131 128V127H130ZM136 128H134V129H136ZM140 128H141V130L139 131V132H142V127L140 126ZM185 128V127H184ZM184 128L182 127V129L184 130ZM186 128H188V127H186ZM198 128V127H197ZM220 128V127H219ZM227 128V127H226ZM120 129V128H119ZM122 129V128H121ZM143 129H145L144 127H143ZM166 129V130H167ZM178 129H180L179 127H178ZM224 129V128H223ZM129 130V129H128ZM165 130V131H166ZM170 132H171V126H170ZM122 131H124V130H122ZM130 131V130H129ZM133 131V130H132ZM144 131V130H143ZM146 131V130H145ZM168 131V130H167ZM180 131V130H179ZM178 131V132H179ZM182 131V130H181ZM186 131V130H185ZM184 131V132H185ZM134 132V131H133ZM138 132V133H139ZM170 132H169V134H170ZM183 132V131H182ZM129 133V132H128ZM137 133V134H138ZM169 134H167V135H169ZM264 134V133H263ZM14 135V134H13ZM130 135V134H129ZM133 135H135V133L133 134ZM150 135V134H149ZM166 135V134H165ZM132 136V135H131ZM171 136V135H170ZM137 137H139V136H136V139L134 138L133 140H137ZM16 138V137H15ZM19 138V137H18ZM133 138V137H132ZM144 137H142V139H143ZM145 139V138H144ZM146 139H147V137H146ZM144 140V141H147V140ZM166 139H167V137H166ZM169 139V138H168ZM171 139V138H170ZM9 140V139H8ZM17 140H19V139H17ZM133 140H132V142H133ZM140 143H142L140 140H138ZM137 141V142H138ZM171 141H173V140H171ZM19 142V141H18ZM168 142V141H167ZM174 142V141H173ZM172 142V143H173ZM178 142V141H177ZM181 142V141H180ZM1 143V142H0ZM145 143V142H144ZM15 144V143H14ZM17 144V143H16ZM19 144V143H18ZM132 144H135V142L134 143H132ZM146 144V143H145ZM144 144V147L145 146H147V145H145ZM226 144V143H225ZM10 145V144H9ZM138 145H139V143H138ZM176 145H177V143H176ZM176 145H174V146H176ZM179 145V144H178ZM183 145V144H182ZM21 146V145H20ZM173 146V145H172ZM174 146H173V148H174ZM6 147V146H5ZM148 147V146H147ZM178 147V146H177ZM225 147V146H224ZM173 148H171V149H173ZM18 149V147H16V149H15V151H17L16 153H18V155H19V160H20V158H21V160H20V162L22 161H24V162H26L25 160H27V158H28V156H32V155H34V154H37L36 152L37 151H35L34 149H33V147H31V146H29V145H23V146H21L20 148H19V150H17ZM228 149H229V147H228ZM227 149V150H228ZM231 149V148H230ZM229 149V150H230ZM12 150V149H11ZM226 150V149H225ZM5 151V150H4ZM15 151H14V154H16L15 153ZM149 151V150H148ZM2 152V151H1ZM0 152V153H1ZM8 153V151H5V153ZM145 152V151H144ZM228 152V151H227ZM232 152H235V150L234 151H232ZM3 153V152H2ZM1 153V154H2ZM6 153V154H7ZM154 153V152H153ZM177 153V152H176ZM230 153V152H229ZM228 153V154H229ZM6 154H4V155H6ZM11 154H12V152H11ZM155 154V153H154ZM180 154V153H179ZM232 153H230V155H231ZM9 155H10V153H9ZM151 155V154H150ZM172 155H173V153H172ZM176 155V154H175ZM252 155V154H251ZM250 155V156H251ZM149 156V155H148ZM233 156V155H232ZM6 157V156H5ZM18 157V156H17ZM154 157V156H153ZM174 157V156H173ZM179 157H181V155L179 156ZM249 157V156H248ZM248 157H247V160H248ZM24 158H25V160H24ZM150 158H152V157H150ZM172 158V157H171ZM154 159H156L155 157H154ZM176 159V158H175ZM181 159V158H180ZM186 159V158H185ZM233 159H234V157H233ZM237 159V158H236ZM241 159V158H240ZM9 160V159H8ZM18 160V161H19ZM149 160V159H148ZM244 160V159H243ZM152 161V160H151ZM156 160H154V162H155ZM174 161V160H173ZM186 161V160H185ZM249 161V160H248ZM8 162V161H7ZM153 162V161H152ZM153 162V166H154V168H155V170H156V172L157 173H159L158 175H162L164 172H166L167 170H165L164 169V166H162L161 164H160V162H157L158 164H156V163H154ZM242 162V161H241ZM151 163V162H150ZM186 162H181L179 165H176L175 164V166H177L176 168H175V172L174 173H177V170L179 171V170H182V169H184V168H186ZM241 163H240V161H237L236 160V162L233 164V167H236V165L238 166V165H240ZM20 165H23V164H20ZM152 165V164H151ZM7 166V165H6ZM205 167V169L204 170H206V166H204ZM208 167H209V165H208ZM210 168H211V166H210ZM213 168V167H212ZM211 168V169H212ZM238 168V167H237ZM202 169V170H203ZM246 169V168H245ZM244 169V170H245ZM256 169V168H255ZM22 170H23V168H22ZM201 170V171H202ZM204 170H203V172H204ZM210 169L208 168V170H206L205 172H209V173H211V171L213 172V170H215V169H213V170H210ZM243 170V171H244ZM250 170V169H249ZM169 171V170H168ZM200 171V172H201ZM236 171H237V169H236ZM239 171V170H238ZM247 171V170H246ZM173 172V171H172ZM215 172V171H214ZM219 172V171H218ZM250 172V171H249ZM255 172V171H254ZM156 173V174H157ZM179 173V172H178ZM202 173V172H201ZM246 173V172H245ZM166 174V178H168V176L169 175H167V173H165ZM165 174H163V176L165 175ZM220 174V175H219ZM218 174V177H217V182H215V185H217V184H226V182L227 181H229V178L230 177H228V172L227 171H222L221 170V173H219ZM174 175V174H173ZM217 175V174H216ZM260 175V174H259ZM6 176V175H5ZM4 176V177H5ZM252 176V175H251ZM255 176H257V175H254V177ZM86 177V176H85ZM202 177V176H201ZM247 177V176H246ZM245 177V178H246ZM260 177V176H259ZM8 177L6 176L5 177V179H7ZM163 178V177H162ZM245 178H243V179H245ZM248 178V177H247ZM258 178V177H257ZM164 179V178H163ZM215 179V178H214ZM168 180V179H167ZM257 180V179H256ZM248 181L250 182V180L248 179ZM69 181H67L66 182V188H65V194H64V196L66 197V199L67 200H69V203L75 198V195L77 194V190H76V188L71 184V182H69ZM169 182V181H168ZM258 182V181H257ZM87 183V182H86ZM205 183H208V182H204V181H202L201 179H198V180H195L192 184L195 186L194 188H196L195 190L197 191V193L200 195V197H202L203 199H204V201L205 202H208L209 203V205H210V203H211V205H212V203H214V204H216L215 203V200H216V197L214 196V193H213V191H212V189H214V190H217L220 186L218 185V187H217V189H216V187H214V186H212V187H209V185H207V184H205ZM230 184V183H229ZM250 184V183H249ZM248 184V185H249ZM213 185V184H212ZM226 185H228V183L226 184ZM40 186V185H39ZM171 186V185H170ZM174 186V185H173ZM221 186H223V185H221ZM234 186V185H233ZM243 186V185H242ZM241 186V187H242ZM83 187H84V185H83ZM224 187V186H223ZM244 187V186H243ZM243 187H242V189H243ZM247 187V186H246ZM254 187V186H253ZM252 187V188H253ZM41 188V187H40ZM85 188V187H84ZM173 188V187H172ZM236 188V187H235ZM237 188H238V186H237ZM43 189V188H42ZM234 189V188H233ZM248 189V188H247ZM254 189H256V188H254ZM44 190V189H43ZM90 190H92L91 188H90ZM235 190V189H234ZM248 190H250V189H248ZM252 190V189H251ZM250 190V191H251ZM256 190H258V188L256 189ZM242 191V190H241ZM20 192V191H19ZM237 192H239V194L241 193L240 191H237ZM3 193V192H2ZM243 194L245 193L246 195L245 196H242L240 199H239V201L237 202V204H236V206L235 207H233V209H232V206H233V204L232 205H230L231 207H230V209H231V211H230V213H226L225 212V214H227V215H230L229 217H231L232 219H234V220H236V225L237 226H235V228L236 227H238V229H239V227H240V225L242 224V223H245V222H251V221H253V220H255V219H253L254 217H255V214H257V213H254V211H255V209H256V207L259 205L260 206V204H261V202H262V200H263V195H262V193H261V190L259 189V191H251L250 193H248L247 194V191H245V192H242ZM241 193V194H242ZM242 194V195H243ZM238 195V194H237ZM2 196V195H1ZM93 196V195H92ZM241 196V195H240ZM3 197V196H2ZM60 197H61V194H60ZM100 197V196H99ZM16 198V197H15ZM62 198V197H61ZM98 198V197H97ZM103 198H104V196H103ZM60 199V198H59ZM92 199V198H91ZM93 199H94V197H93ZM202 199V200H203ZM75 200V199H74ZM76 200H77V198H76ZM99 200V199H98ZM106 200V199H105ZM54 201V200H53ZM59 201H63V199H61V200H59ZM64 201H65V203H66V200L64 199ZM64 201H63V203H64ZM97 201V200H96ZM101 201H103V200H101ZM7 202V201H6ZM84 202V201H83ZM87 202H89V201H87ZM98 202V201H97ZM10 203V202H9ZM11 203H13V202H11ZM68 203V202H67ZM82 203V202H81ZM91 203V202H90ZM90 203H87V204H90ZM101 203V202H100ZM103 203V202H102ZM60 204H62L61 202H60ZM92 204V203H91ZM93 204H95V203H93ZM1 205H4V203L3 204H1ZM6 205V204H5ZM71 205V204H70ZM82 205V204H81ZM86 205V204H85ZM96 205V204H95ZM221 205V204H220ZM220 205H218V207L220 206ZM264 205V204H263ZM47 206V205H46ZM87 206V205H86ZM97 206V205H96ZM99 206H100V204H99ZM227 206V205H226ZM3 207V206H2ZM1 207V208H2ZM5 207V206H4ZM25 207V206H24ZM70 207V206H69ZM71 207H72V205H71ZM71 207H70V209H71ZM89 207H91V206H89ZM92 207H93V205H92ZM0 208V209H1ZM27 208V207H26ZM65 208H66V213H68L67 211L68 210H70V209H68V207L67 206H65ZM88 208V207H87ZM227 208V207H226ZM4 209H6V208H4ZM16 209V208H15ZM37 209V208H36ZM68 209V210H67ZM91 209V208H90ZM93 209V208H92ZM97 209V208H96ZM104 209H106V208H104ZM197 209V208H196ZM2 210V209H1ZM12 209H10V211H11ZM14 210V209H13ZM20 210V209H19ZM19 210H17V211H19ZM29 210V209H28ZM55 210V209H54ZM72 210V209H71ZM71 210H70V212H71ZM74 210V209H73ZM72 210V211H73ZM102 210V209H101ZM111 210V209H110ZM199 210V209H198ZM27 211V210H26ZM45 211V210H44ZM51 211V210H50ZM76 211H77V209H76ZM90 211H92V210H90ZM97 211H99V210H97ZM96 211V212H97ZM105 211V210H104ZM103 211V212H104ZM107 211V210H106ZM105 211V212H106ZM195 211V210H194ZM229 211H227V212H229ZM261 211V210H260ZM16 212V211H15ZM36 212V211H35ZM52 212V211H51ZM55 213L54 214H56V215H58V218L60 219V217L62 216V215H65L66 213H65V209L63 208V206H59V208H57L55 211H54ZM89 212V211H88ZM94 212V211H93ZM200 212H201V210H200ZM9 213V212H8ZM8 213H5V211L3 212V211H0V227H2L1 229H0V237H2L5 241L7 240V241H9V245L11 246L10 247V251H9V249L7 250L8 252H11L12 253V255H10V256H12L13 257V255H16L17 257H22V259L23 258H25L26 257V260L28 259H30L31 261H25V260H23L22 262H20L21 260L20 259H17V260H19V263H18V261H15L14 260V258L12 259V261L14 260V262H17V264H22V263H27V262H31V264L33 263V261L32 260H34V259H32L33 257H29L30 255H31V252H32V255L31 256H33V251H35V256L36 257H38V252L41 250V249H43V247L42 246H44L45 247V245L43 244H41V245H39L38 243L40 242L39 240V242H35V241H37V240H32V239H30V238H28L26 235H23L22 234V230H23V228H22V222L20 223V221L19 220H17L18 218H17V216L16 215H14L13 214V216L11 215V214H8ZM34 213V212H33ZM42 213V212H41ZM44 213V212H43ZM41 214V215H44V214ZM46 213V212H45ZM49 213V212H48ZM90 213V212H89ZM92 213V212H91ZM100 213V212H99ZM107 213V212H106ZM108 213H110V212H108ZM116 213V212H115ZM205 213V212H204ZM224 213V212H223ZM77 214V213H76ZM75 214V215H76ZM80 214H81V212H80ZM79 214V215H80ZM87 214V213H86ZM96 214V213H95ZM101 214V213H100ZM99 214V215H100ZM203 214V213H202ZM202 214L200 213V215L202 216ZM207 216H205L206 218L207 217H209V215L207 214V213H205ZM33 215V214H32ZM51 215V214H50ZM70 215H72V214H70ZM73 215H74V213H73ZM74 215V216H75ZM81 215H83V214H81ZM94 215V214H93ZM103 215V214H102ZM14 216H16L15 218H17V219H14ZM45 217H46V215H44ZM40 217V215H39V217H40V219L38 220L39 222V224L37 225L36 224V226L40 229H44V228H46V226H48L49 227V225H52V226H55L56 224L54 223V225H53V223L51 224V221H49V219L50 218H52V217H50V216H48L47 215V217H50L49 219H42V218H45V217ZM52 216V215H51ZM60 216V217H59ZM66 216V215H65ZM77 217L76 218H78V220H79V223L78 222H76V223H78L77 224V226H74L73 228L74 229H81V227H84L83 226V224L85 223L84 222V219L82 218V217H84V216H82V217H78V215H76ZM88 216H89V214H88ZM91 216H92V214H91ZM105 216H109V215H105ZM200 216V217H201ZM232 216H235L234 218L232 217ZM19 217V216H18ZM21 217V216H20ZM38 217V216H37ZM54 217V216H53ZM97 217H99V216H97ZM164 217V216H163ZM166 217V216H165ZM202 217H204V214H203V216ZM256 217H258V216H256ZM67 218H69V219H71L70 217H69V215H68V217ZM96 218V217H95ZM103 218V217H102ZM205 218V219H206ZM213 218V217H212ZM260 218V217H259ZM21 220L23 219L24 220V218H20ZM33 219V218H32ZM59 219H58V221H59ZM72 219H74V217H72ZM88 219V218H87ZM86 219V220H87ZM91 219V218H90ZM162 219H164V218H162ZM209 219H210V217H209ZM89 220V219H88ZM223 219H221V220H218V222H221ZM261 220V219H260ZM33 221V220H32ZM71 221V220H70ZM105 221V220H104ZM108 221V220H107ZM168 221H170V219L168 220L167 218H165L162 222H164V223H166V225H168L169 223H168ZM213 221H216V219L215 220H213ZM213 221H211L212 223H213ZM224 221V220H223ZM222 221V222H223ZM238 221H240V222H238ZM67 222H69V221H67ZM73 221H71V223H72ZM74 222H75V220H74ZM87 222V221H86ZM171 222V221H170ZM173 222V221H172ZM217 222V221H216ZM215 222V223H216ZM217 222V223H218ZM221 222V223H222ZM76 223H74V224H76ZM98 223V222H97ZM105 223V222H104ZM116 223H118V221L116 222ZM173 223H175L176 224V222H173ZM224 223V222H223ZM222 223V227L223 226H225L224 224ZM261 223V222H260ZM95 224V223H94ZM209 224H210V221H209ZM247 224V223H246ZM87 225H89L88 223H87ZM86 225V226H87ZM90 225L92 226V228H94L93 226V224H92V221H91V223H90ZM218 225V224H217ZM221 224L219 223V225L218 226H220ZM36 226H34V227H36ZM91 226H89V228H91ZM96 226V225H95ZM169 226V225H168ZM173 226V225H172ZM171 226V227H172ZM207 226H208V224H207ZM210 226L211 227H213V226H215V224H210ZM233 226V225H232ZM242 226V230H244L245 228L243 227V225H241ZM24 227V226H23ZM33 227V226H32ZM88 227V226H87ZM97 227H99V226H97ZM96 227V228H97ZM109 227V226H108ZM114 227V226H113ZM50 228H51V226H50ZM54 228V227H53ZM66 228V227H65ZM69 228V227H68ZM92 228L90 229V231L92 230ZM96 228H94L93 230L95 231L96 230ZM101 227H99V230H102V228L100 229ZM110 228H111V226H110ZM120 228V227H119ZM244 228V229H243ZM26 229V228H25ZM57 229V228H56ZM83 229V228H82ZM81 229V230H82ZM104 229V228H103ZM112 229V228H111ZM237 229V230H238ZM248 229V228H247ZM38 230V229H37ZM48 230V229H47ZM51 230V229H50ZM68 230V229H67ZM92 230V231H93ZM208 230H210L209 228H208ZM207 230V231H208ZM214 230V229H213ZM212 230V231H213ZM236 230V229H235ZM239 230H241V229H239ZM238 230V231H239ZM249 230H251L250 228H249ZM253 230H254V228H253ZM261 230V229H260ZM260 230H259V234H260ZM263 230V229H262ZM261 230V231H262ZM41 231V230H40ZM43 231H46L45 229L43 230ZM42 231V232H43ZM49 231V230H48ZM57 231V233H58V230H56ZM70 231H72V230H69V232ZM89 231V230H88ZM211 231V230H210ZM231 231H232V229H231ZM233 231H234V228H233ZM232 231V232H233ZM258 231V230H257ZM24 232H25V230H24ZM47 232V231H46ZM52 232V231H51ZM97 232V231H96ZM103 231H101V233H102ZM108 232V231H107ZM125 232H126V229H125ZM215 232V231H214ZM230 232V231H229ZM234 232H236V231H234ZM240 232V231H239ZM242 232V231H241ZM247 232V231H246ZM245 232V233H246ZM56 232L54 233V234H57ZM64 233V234H63ZM62 233V231H59V233H58V235L57 236H61V235H63L62 237H60V238H62L61 240H65V244H68V245H71L70 244V242H71V235H69L70 237L68 238V235H67V231H64ZM73 233V232H72ZM77 233V232H76ZM221 234V232H217V234L216 233H214L215 234V236H217L216 238H218V236ZM225 233V232H224ZM223 233V234H224ZM247 233H249V232H247ZM262 233V235L264 234V232H261ZM47 234V233H46ZM54 234H53V236H54ZM97 234V233H96ZM213 234V233H212ZM239 234V233H238ZM257 234V233H256ZM256 234H254V235H256ZM65 235V236H64ZM78 235V234H77ZM100 235V234H99ZM102 235V234H101ZM104 235V234H103ZM102 235V236H103ZM107 235V234H106ZM241 235H243V234H241ZM253 235V234H252ZM261 235V234H260ZM260 235H258L257 234V236H260ZM262 235L260 236V237H258V238H261L262 237ZM67 236V237H66ZM72 236H73V234H72ZM82 236V235H81ZM85 236V235H84ZM211 236V235H210ZM221 236V235H220ZM220 236H219V238H220ZM225 236V235H224ZM224 236L222 235L221 237H223L224 238ZM227 236V235H226ZM225 236V237H226ZM257 236H254L255 238L257 237ZM86 237V236H85ZM99 237V236H98ZM239 237V236H238ZM238 237H236V239L238 238ZM2 238H0V239H2ZM71 238V239H70ZM77 238L78 237H76V240H77ZM89 238V237H88ZM87 238V239H88ZM114 238V237H113ZM214 238V237H213ZM215 238V239H216ZM228 238V237H227ZM100 239V238H99ZM98 239V240H99ZM102 239V238H101ZM106 239V238H105ZM233 239V238H232ZM43 240H45V239H43ZM48 240V239H47ZM73 240V239H72ZM102 240H104V237H103V239ZM214 240V239H213ZM217 240V239H216ZM220 240V239H219ZM218 240V241H219ZM234 240V239H233ZM42 241V240H41ZM93 241V240H92ZM215 241V240H214ZM224 241H227V240H224ZM263 241H264V239H263ZM51 242V241H50ZM76 242V241H75ZM220 242V241H219ZM39 245H37V244ZM41 243V242H40ZM53 243V242H52ZM72 243H73V241H72ZM80 243V242H79ZM104 243V242H103ZM111 243V242H110ZM107 244V243H106ZM118 244V243H117ZM223 243H221L220 245H222ZM264 244V243H263ZM74 245V244H73ZM72 245V246H73ZM262 245V244H261ZM66 246V245H65ZM76 246V245H75ZM105 246V245H104ZM47 247V246H46ZM1 248V247H0ZM3 248H4V246H3ZM63 248V247H62ZM68 248V247H67ZM73 248V247H72ZM90 248V247H89ZM100 248V247H99ZM115 248V247H114ZM38 249H40L38 252L36 251V250H38ZM69 249V248H68ZM182 249H183V247H182ZM1 250H3V249H1ZM47 250V249H46ZM58 250V249H57ZM71 250V249H70ZM95 250V249H94ZM6 251V250H5ZM41 251H43V250H41ZM99 251V250H98ZM59 252H60V250H59ZM103 252H105V251H103ZM203 252H204V250H203ZM202 252V250H201V252L200 251H197V253H198V255H201L200 257L203 259V260H200L201 262H202V264H205L206 263V257L204 258V255H206V254H204ZM5 253V252H4ZM28 253H30V255H28ZM65 253V252H64ZM194 254H196V251L195 252H193ZM201 253V254H200ZM262 253H264V252H262ZM68 254V253H67ZM72 254V253H71ZM104 254V253H103ZM101 255V254H100ZM108 255V254H107ZM197 255V256H198ZM208 255V254H207ZM62 256V255H61ZM64 256H65V254H64ZM119 256V255H118ZM3 257V256H2ZM29 257V258H28ZM41 257V256H40ZM43 257V256H42ZM58 257V256H57ZM56 257V258H57ZM199 257V256H198ZM209 257V256H208ZM163 258V257H162ZM201 258H199V259H201ZM3 259V258H2ZM39 259V258H38ZM159 259L161 260V258L159 257ZM198 259V258H197ZM198 259V260H199ZM209 258H207V260H208ZM3 260H5V258L3 259ZM2 260V262H5V261H3ZM35 260H36V258H35ZM71 260V259H70ZM104 260V259H103ZM102 260V261H103ZM109 260H110V258L106 261V262H109ZM121 260V259H120ZM230 260V259H229ZM234 260V259H233ZM101 261V262H102ZM119 261V260H118ZM126 261V260H125ZM209 261H212V260H209ZM209 261H207V264H210L209 263ZM14 262H11L12 264L14 263ZM34 262H36V261H34ZM61 262V261H60ZM103 262H105V261H103ZM105 262V263H106ZM111 262H112V258H111ZM127 262V261H126ZM201 262H200V264H201ZM220 262V261H219ZM231 262V261H230ZM25 263V264H26ZM28 263V264H29ZM37 263V262H36ZM35 263V264H36ZM71 263V262H70ZM113 263H115V262H113ZM198 263H199V261H198ZM234 264H236L235 262H233ZM9 264V263H8ZM15 264V263H14ZM68 264V263H67ZM100 264V263H99ZM104 264V263H103ZM107 264V263H106ZM110 264H112V263H110ZM116 264V263H115ZM130 264V263H129ZM144 264V263H143ZM238 264V263H237Z\"/></svg>","mask_w":264,"mask_h":264}]
</instances>
